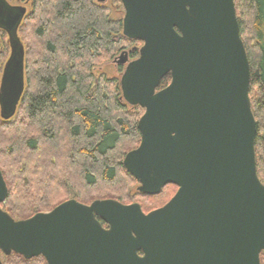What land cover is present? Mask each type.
<instances>
[{
  "label": "water",
  "instance_id": "95a60500",
  "mask_svg": "<svg viewBox=\"0 0 264 264\" xmlns=\"http://www.w3.org/2000/svg\"><path fill=\"white\" fill-rule=\"evenodd\" d=\"M120 1L123 35L143 43L136 60L117 62L126 63L123 100L144 110L141 143L123 166L139 194L178 190L147 214L136 203L70 199L15 220L1 208L8 187L0 171V264L1 255L13 254L47 264H261L264 185L234 0ZM26 14L25 6L0 0V30L10 47L0 80L3 121L14 118L25 91L18 31Z\"/></svg>",
  "mask_w": 264,
  "mask_h": 264
},
{
  "label": "trees",
  "instance_id": "16d2710c",
  "mask_svg": "<svg viewBox=\"0 0 264 264\" xmlns=\"http://www.w3.org/2000/svg\"><path fill=\"white\" fill-rule=\"evenodd\" d=\"M8 1H21L29 11L18 31L25 47V91L14 118L0 117V171L8 187L1 208L26 220L70 199L131 205L145 197L159 204L165 190L176 186L156 196L139 194L123 166L141 143L142 114L136 109H142L123 100L119 78L104 69L113 61L124 71L115 59L132 42L123 35L122 19H112L93 0ZM234 2L250 64L256 167L264 185V0ZM9 55L7 34L0 30V76ZM170 82L169 74L159 90ZM153 207L141 206L146 214L160 208ZM1 258L4 264H47L43 257Z\"/></svg>",
  "mask_w": 264,
  "mask_h": 264
},
{
  "label": "rangeland",
  "instance_id": "374dc122",
  "mask_svg": "<svg viewBox=\"0 0 264 264\" xmlns=\"http://www.w3.org/2000/svg\"><path fill=\"white\" fill-rule=\"evenodd\" d=\"M13 3V5H22V6H25L24 4L25 3H22L21 1H14V2H12ZM108 7H107V9H108V12L110 13V15L114 18V19H117V18H119V16L122 14L121 13V8L117 5V4H115V6H112V4H108L107 5ZM26 8H27V12L29 11V5H26L25 6ZM142 46V43H139V42H132L125 50H127V51H131L132 49H134V48H140ZM119 57V56H118ZM4 68V67H3ZM104 69L105 70H108L109 71V74H110V76H112V77H114V78H119V80H120V78H121V75L123 74V72L122 73H120L119 71H118V66L117 65H115V64H113V61L112 62H109L108 63V65H106V68L104 67ZM124 69V68H123ZM2 72H3V70H2ZM2 72H1V76H2ZM1 76H0V80H1ZM137 110V112H138V114H144V112L142 111V110H138V109H136ZM142 115H141V117H142ZM137 189V188H136ZM176 192H177V188L176 187H173V186H170L169 188H167L166 190H165V195L163 196V198L161 199V201H160V203L159 204H156V205H154L153 204V202L151 201V200H148L147 198H145V197H142V198H140V197H138V198H136L134 201H133V204H139L140 206H142V207H144V206H154L153 208H155L156 206L157 207H160V206H162L163 204H165V203H167L175 194H176ZM144 210V209H143ZM145 211V210H144ZM145 212H148V209H146V211ZM261 264H264V259L263 260H261Z\"/></svg>",
  "mask_w": 264,
  "mask_h": 264
},
{
  "label": "flooded vegetation",
  "instance_id": "af4514ba",
  "mask_svg": "<svg viewBox=\"0 0 264 264\" xmlns=\"http://www.w3.org/2000/svg\"><path fill=\"white\" fill-rule=\"evenodd\" d=\"M93 3L96 5V6H98L99 8H101V9H104L108 14H109V16L112 18V19H114L111 15H110V13L108 12V9H107V5L109 4H112V6H115V4H117L120 8H121V15L119 16V18H121L122 19V30H123V19H124V17H125V9H124V7H123V4H122V2L120 1V0H93ZM128 40H130L131 42H140V41H137V40H131V39H128ZM140 43H142V42H140ZM142 46H143V43H142ZM141 46V47H142ZM140 47V48H141ZM140 48H134V49H132L131 51H127V50H123V51H121V53H120V55H119V57H117L116 59H115V63H117L121 58H123V57H125L126 56V59H127V62L126 63H128V62H131V61H134V60H136L138 57H139V49ZM136 53H138V56L136 57V58H134V59H132V54H136ZM124 60H125V58H124ZM126 63L125 64H119L120 66H122V67H124V69H125V66H126ZM172 199V198H171ZM170 199V200H171ZM169 200V201H170ZM168 201V202H169ZM167 202V203H168ZM166 203V204H167ZM165 204V205H166ZM163 207V206H162ZM161 208V207H160ZM159 209V208H158Z\"/></svg>",
  "mask_w": 264,
  "mask_h": 264
}]
</instances>
